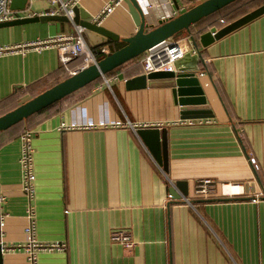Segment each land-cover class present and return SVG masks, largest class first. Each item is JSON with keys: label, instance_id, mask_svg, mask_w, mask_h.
Returning a JSON list of instances; mask_svg holds the SVG:
<instances>
[{"label": "crops", "instance_id": "1", "mask_svg": "<svg viewBox=\"0 0 264 264\" xmlns=\"http://www.w3.org/2000/svg\"><path fill=\"white\" fill-rule=\"evenodd\" d=\"M175 1L177 7L172 0H144L143 7L149 20L157 21L171 8L177 16L204 0ZM109 2L117 5L101 15ZM263 5L264 0H239L222 12L228 17L223 23L208 25L206 20L172 37L183 40L191 53L195 41L200 54L195 77L213 118L181 119L163 82L126 90V80L143 74L142 55L1 132L0 193L7 216L0 235L2 264H26L29 207L35 240L66 246L38 251L37 264H264V15L206 47L200 44L201 35ZM76 6L91 16L88 21L120 37L136 31L126 0H79ZM54 8L47 0H27L24 10L34 17ZM75 26L69 21L0 28V46L72 34ZM84 37L95 53L124 46L100 44L94 33ZM81 65L80 58L62 67L53 48L2 55L0 116ZM159 124L166 129L167 172L136 132ZM24 130L33 133L32 202L21 189L19 138ZM201 180L212 182L208 197L195 192ZM175 182L185 183L187 197L170 203ZM114 230L131 235L132 250L111 241Z\"/></svg>", "mask_w": 264, "mask_h": 264}, {"label": "water", "instance_id": "2", "mask_svg": "<svg viewBox=\"0 0 264 264\" xmlns=\"http://www.w3.org/2000/svg\"><path fill=\"white\" fill-rule=\"evenodd\" d=\"M235 1L237 0H204L175 17L158 20V25L154 26L147 22L146 16L148 17V15L144 12L141 0H126L128 12L136 28L135 33L128 37H120L101 27L97 22L88 21L91 19V16L82 8L74 6L72 8L74 14L72 23L84 29V36L87 37L88 34L94 33L100 39V44L106 45L108 41H111L116 43L122 42L124 46L114 52H108L103 59L97 61L95 64L71 74L51 88L0 116V133L104 77L109 72L144 54L148 49L162 41L172 38L182 31L189 32L191 26ZM172 2L177 7L176 1L172 0ZM26 4L27 0H11L10 9L24 10ZM262 15H264V5L218 31L213 29L201 35L200 44L202 47H206L215 40ZM37 22H69V20L65 16L41 15L0 23V28ZM88 40L89 42L92 41L91 38ZM191 42L195 51L193 53L187 52L182 58L178 59L174 63V72H155L136 76L125 81L126 90L131 91L146 87H156L158 83L163 82L162 86L170 88L173 102L180 108L181 119L197 120L213 118L211 111L205 104L203 90L198 85L197 78L195 77V73L199 70L200 54L193 38ZM136 132L158 165L164 172H167L166 129L153 127L139 128ZM169 193L172 197L170 203L183 201L182 199L187 197L185 183L175 182L169 189ZM2 262V246L0 244V264Z\"/></svg>", "mask_w": 264, "mask_h": 264}, {"label": "built area", "instance_id": "3", "mask_svg": "<svg viewBox=\"0 0 264 264\" xmlns=\"http://www.w3.org/2000/svg\"><path fill=\"white\" fill-rule=\"evenodd\" d=\"M55 6L48 14L49 16H65L69 21L72 22L74 14L72 8L76 6L79 0H47ZM11 0H0V23L9 22L23 17H31L30 14H26L25 10L15 11L10 9ZM117 2H109L105 4L101 10V15L108 16L113 10ZM117 5V4H116ZM184 9V8H182ZM181 11V9H180ZM177 14L176 10L169 9L161 15V19H167L175 17ZM147 22L157 26V21H151L146 16ZM220 23H223L220 20ZM46 48H53L57 52L59 64L66 68L67 65L76 60L82 59V65L75 72L87 68L88 66L95 64L98 59L97 56L88 48L85 37L84 29L79 26L74 27L72 34H60L55 37L46 40H37L32 42H26L22 44H16L12 46H0V57L7 53H24L28 50H42ZM190 52L187 45L183 43V40H173L172 38L166 39L154 47L148 49L143 54L142 70L143 74L155 72H174V63L182 58L185 53ZM100 54L105 55V49L100 50ZM73 72V73H75ZM71 73V74H73ZM171 122L167 126L174 125ZM162 124L156 125L153 128L161 129ZM150 128V127H142ZM64 125L60 126V130H63ZM21 151L19 158V165L21 170V189L29 202L35 199V174L33 170V133L30 130H24L20 135ZM251 165L257 170L256 162L253 158L250 159ZM211 181L201 180L198 182L196 187V194L201 197H208L211 193ZM168 200L172 201V197L169 194ZM184 200V199H182ZM4 202L3 195L0 193V235L5 225V219L7 216L2 214V204ZM27 226L24 229L25 234L28 236L27 245L25 246L26 264H37V252L38 251H63L65 250L64 243H51L42 244L35 240V225H34V211L31 207L28 208L27 215ZM112 242L119 243L124 249L130 251L133 249L135 242L131 235L124 230H114L110 234ZM1 244V243H0ZM3 251V249H2Z\"/></svg>", "mask_w": 264, "mask_h": 264}, {"label": "trees", "instance_id": "4", "mask_svg": "<svg viewBox=\"0 0 264 264\" xmlns=\"http://www.w3.org/2000/svg\"><path fill=\"white\" fill-rule=\"evenodd\" d=\"M237 1H239V0H237ZM237 1H235V2H237ZM235 2H233V3H235ZM232 3V4H233ZM232 4H230V5H232ZM230 5L229 6H227L228 8L230 7ZM227 7H225L226 9H228ZM225 8H223V9H221L220 11H218V12H216V13H214V14H212V15H210L209 17H207V18H205V19H203V20H201L200 22H198L197 24H201V23H203V22H205L206 20L208 21L209 20V18H212L213 16H215V15H217V14H219L220 12H223L224 10H226ZM220 20H222V19H220ZM219 20V21H220ZM223 21V20H222ZM191 28V27H190ZM183 32V31H182ZM181 33V32H180ZM180 34L178 33V35H175V36H173L174 38H177L178 36H179ZM102 49H104V48H102ZM116 50H118V49H115V50H113V52L114 51H116ZM93 52V51H92ZM96 56H97V59H98V61L99 60H101V59H103L104 58V56L105 55H102V54H100V51L98 52V53H95V52H93ZM143 55V54H142ZM142 55H140V56H142ZM139 57V56H138ZM137 57V58H138ZM121 67V66H120ZM119 67V68H120ZM119 68H117V69H115V70H113V71H111V72H109L108 74H106V75H110V74H112L114 71H116V70H118ZM99 80V79H98ZM98 80H96V81H98ZM96 81H94V82H96ZM93 82V83H94ZM45 110V109H44ZM37 114V113H36ZM35 115V114H34ZM27 120V119H26ZM25 121V120H24ZM23 121V122H24ZM22 123V122H21ZM21 123H19V124H21ZM18 125V124H17Z\"/></svg>", "mask_w": 264, "mask_h": 264}, {"label": "rangeland", "instance_id": "5", "mask_svg": "<svg viewBox=\"0 0 264 264\" xmlns=\"http://www.w3.org/2000/svg\"><path fill=\"white\" fill-rule=\"evenodd\" d=\"M194 7V6H193ZM190 9L189 8V6L187 5V7H184V9ZM192 8V7H191ZM222 12H220L219 14H217V15H215V16H213L212 18H209V20H208V25H211V24H215L218 20H220V19H222V20H227L228 19V17H227V15H226V13L225 14H223ZM180 35L179 36H183L184 34H185V31H183V32H181V33H179ZM178 35V34H177ZM179 38V37H178ZM181 38V37H180Z\"/></svg>", "mask_w": 264, "mask_h": 264}, {"label": "bare ground", "instance_id": "6", "mask_svg": "<svg viewBox=\"0 0 264 264\" xmlns=\"http://www.w3.org/2000/svg\"><path fill=\"white\" fill-rule=\"evenodd\" d=\"M144 0H141V5L143 6ZM144 8V7H143ZM145 12V9H144ZM148 15V13H146Z\"/></svg>", "mask_w": 264, "mask_h": 264}]
</instances>
